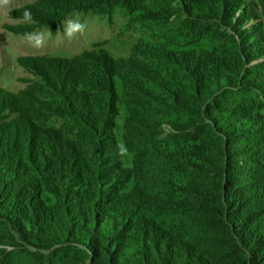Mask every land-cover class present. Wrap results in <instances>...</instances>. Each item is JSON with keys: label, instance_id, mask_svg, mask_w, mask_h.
Wrapping results in <instances>:
<instances>
[{"label": "rangeland", "instance_id": "1", "mask_svg": "<svg viewBox=\"0 0 264 264\" xmlns=\"http://www.w3.org/2000/svg\"><path fill=\"white\" fill-rule=\"evenodd\" d=\"M230 141L264 203V0H0V264L197 254Z\"/></svg>", "mask_w": 264, "mask_h": 264}, {"label": "trees", "instance_id": "2", "mask_svg": "<svg viewBox=\"0 0 264 264\" xmlns=\"http://www.w3.org/2000/svg\"><path fill=\"white\" fill-rule=\"evenodd\" d=\"M235 140V139H234ZM216 157L218 165L212 168L207 180L208 194H202L198 206L197 224L192 239H198L194 255H182L175 248L161 247L158 239L145 242L131 257L125 256V244L114 241L111 235L92 233L81 226L87 236L91 264H264V203L250 182L254 171L230 157L239 154L234 141ZM233 153V155L231 154ZM248 156V154L246 155ZM196 245V244H195Z\"/></svg>", "mask_w": 264, "mask_h": 264}, {"label": "clouds", "instance_id": "3", "mask_svg": "<svg viewBox=\"0 0 264 264\" xmlns=\"http://www.w3.org/2000/svg\"><path fill=\"white\" fill-rule=\"evenodd\" d=\"M26 19H30V13H25ZM85 28V25L78 22V21H68L66 27H65V32L66 35L71 38L73 37L77 32H82ZM26 39L30 42L33 43V46L39 47L42 45L43 40L42 36L40 34H25ZM125 149L123 147H120V153L123 155L125 154Z\"/></svg>", "mask_w": 264, "mask_h": 264}]
</instances>
